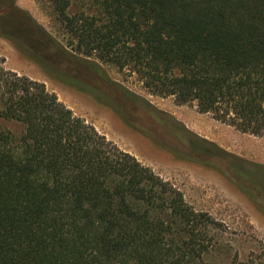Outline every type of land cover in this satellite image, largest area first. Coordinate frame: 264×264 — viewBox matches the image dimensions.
<instances>
[{"label": "trees", "instance_id": "obj_1", "mask_svg": "<svg viewBox=\"0 0 264 264\" xmlns=\"http://www.w3.org/2000/svg\"><path fill=\"white\" fill-rule=\"evenodd\" d=\"M48 1L88 75L120 90L121 102L133 96L99 63L135 74L156 96L195 103L200 113L264 137V0ZM184 134L191 146L199 142ZM206 145L213 149L207 164L229 157ZM259 174L241 184L264 198ZM213 230L208 213L43 83L0 69V264H210Z\"/></svg>", "mask_w": 264, "mask_h": 264}, {"label": "rangeland", "instance_id": "obj_2", "mask_svg": "<svg viewBox=\"0 0 264 264\" xmlns=\"http://www.w3.org/2000/svg\"><path fill=\"white\" fill-rule=\"evenodd\" d=\"M2 4L10 29L5 25L0 35L1 70L43 83L75 116L171 183L195 210L208 213L216 222L210 264H264V198L241 184L262 172L257 176L264 185V137L200 113L195 103L180 105L174 97L156 96L135 74L99 63L111 82L133 96L134 103L121 102L120 90L88 75L85 58L67 45L69 35L48 0ZM52 63L57 67L51 68ZM84 84L99 87L94 93ZM3 125L16 133L22 130L15 123ZM179 131L199 142L191 146L190 136L182 140ZM206 143L229 157L207 164L203 159L213 149Z\"/></svg>", "mask_w": 264, "mask_h": 264}, {"label": "flooded vegetation", "instance_id": "obj_3", "mask_svg": "<svg viewBox=\"0 0 264 264\" xmlns=\"http://www.w3.org/2000/svg\"><path fill=\"white\" fill-rule=\"evenodd\" d=\"M54 66L55 67H57L55 64H54ZM245 188H247L249 191H251L252 193H256V192H258L255 188L254 189H252L251 187H245Z\"/></svg>", "mask_w": 264, "mask_h": 264}]
</instances>
